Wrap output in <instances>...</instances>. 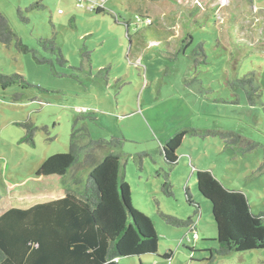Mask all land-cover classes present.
<instances>
[{"label": "rangeland", "instance_id": "obj_1", "mask_svg": "<svg viewBox=\"0 0 264 264\" xmlns=\"http://www.w3.org/2000/svg\"><path fill=\"white\" fill-rule=\"evenodd\" d=\"M94 4L103 13L89 11ZM0 14L27 49L0 44V75L22 79L0 85V214L45 201L17 200L12 187L68 153L73 127L86 128L93 140L124 139L116 153L131 206L157 239L155 255L117 264H264V249L210 261L216 228L195 178L210 172L244 194L252 214L264 212V0H0ZM40 40H53L66 63ZM250 73L254 106L236 85ZM187 129L196 133L172 166L161 149Z\"/></svg>", "mask_w": 264, "mask_h": 264}, {"label": "trees", "instance_id": "obj_2", "mask_svg": "<svg viewBox=\"0 0 264 264\" xmlns=\"http://www.w3.org/2000/svg\"><path fill=\"white\" fill-rule=\"evenodd\" d=\"M92 12L101 14L103 8ZM14 40L27 51L0 14V44L8 46ZM191 41L190 37L184 48ZM40 46L54 56L56 63H66L53 40H40ZM46 62L52 64L40 61ZM255 77L250 73L236 81V85L249 88L246 95L251 106L258 89L252 83ZM17 79L21 77L0 75V85ZM30 133L29 130L25 141L31 142ZM195 133L187 129L168 138L161 149L168 164H176L175 152L184 136ZM219 134L225 143L238 141L232 133ZM123 142V138L116 137L93 140L86 128L73 127L68 153L47 158L34 176L15 183L12 187L15 199L45 201L26 209L10 208L0 214V264H117L120 258L155 255L157 239L153 224L131 206L123 160L116 153ZM253 144L249 145L250 151ZM195 178L198 193L211 205L216 228L218 248L212 250L210 261L214 257L264 249V212L252 214L246 196L226 189L210 172L197 171ZM163 191L171 195L168 180ZM185 194L197 213L199 208L187 189ZM167 221L191 224L190 219L185 223L169 218Z\"/></svg>", "mask_w": 264, "mask_h": 264}, {"label": "built area", "instance_id": "obj_3", "mask_svg": "<svg viewBox=\"0 0 264 264\" xmlns=\"http://www.w3.org/2000/svg\"><path fill=\"white\" fill-rule=\"evenodd\" d=\"M98 7H102V6H98V5H95V4H94V5L90 6L88 10H89V11H94V10H95L96 8H98ZM194 237H196V234H194Z\"/></svg>", "mask_w": 264, "mask_h": 264}]
</instances>
